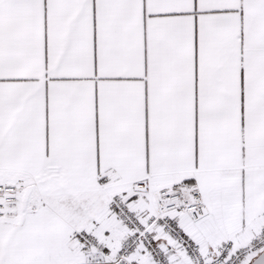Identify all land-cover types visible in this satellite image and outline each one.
<instances>
[{
  "label": "snow or ice",
  "instance_id": "snow-or-ice-1",
  "mask_svg": "<svg viewBox=\"0 0 264 264\" xmlns=\"http://www.w3.org/2000/svg\"><path fill=\"white\" fill-rule=\"evenodd\" d=\"M0 264H264V0H0Z\"/></svg>",
  "mask_w": 264,
  "mask_h": 264
}]
</instances>
